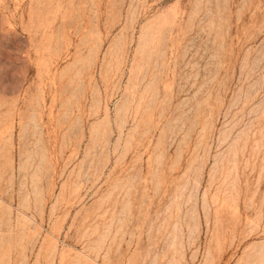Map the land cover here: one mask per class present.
<instances>
[{
	"label": "rangeland",
	"instance_id": "374dc122",
	"mask_svg": "<svg viewBox=\"0 0 264 264\" xmlns=\"http://www.w3.org/2000/svg\"><path fill=\"white\" fill-rule=\"evenodd\" d=\"M0 264H264V0H0Z\"/></svg>",
	"mask_w": 264,
	"mask_h": 264
}]
</instances>
